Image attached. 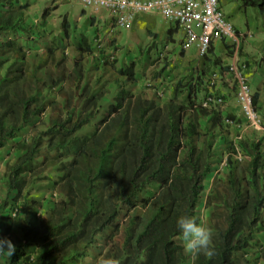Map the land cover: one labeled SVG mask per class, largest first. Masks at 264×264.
Returning a JSON list of instances; mask_svg holds the SVG:
<instances>
[{"label":"trees","instance_id":"1","mask_svg":"<svg viewBox=\"0 0 264 264\" xmlns=\"http://www.w3.org/2000/svg\"><path fill=\"white\" fill-rule=\"evenodd\" d=\"M240 1L264 11V0ZM27 6L0 0V150L16 151L2 175L0 216L8 222L0 224V236L10 232L12 219L21 221L16 251L0 264H75L95 243L94 264L108 257L118 264H183L187 252L176 219L194 217L224 125L219 110L200 104L204 73L178 82L157 103L129 86L137 78L132 61L115 67L113 53L101 51L85 67L83 54L93 51L85 38L70 69L54 57L64 44L46 49L55 58L51 66L43 67L45 60L33 65L17 41L32 32ZM60 25L68 37L67 21ZM99 65L116 75L96 74ZM109 82L115 92L102 102ZM238 145L243 158L233 157L234 145L227 143L225 170L213 177L204 201L211 254L196 252L193 264H264L261 141ZM43 179H50L56 197L42 207L30 194ZM254 245L257 254L248 258Z\"/></svg>","mask_w":264,"mask_h":264},{"label":"crops","instance_id":"2","mask_svg":"<svg viewBox=\"0 0 264 264\" xmlns=\"http://www.w3.org/2000/svg\"><path fill=\"white\" fill-rule=\"evenodd\" d=\"M18 2H27L28 6L26 9H30L33 5L36 7V10H38L41 5L43 7H48V13L46 12V8L42 9V11H45V13H42L41 11L40 14L42 16H54V20L59 22H61L62 19H65L68 23L67 45L73 47L74 50H76L78 42L85 38L89 48L93 50L90 54L96 53V50L97 52L103 51L105 54H117L118 52L122 53L129 50L135 54L137 52H143L142 55H138L136 59H129L128 56L124 57V63L133 61L134 68L137 66L138 62L144 60L149 62L155 56L159 61L166 60L169 62L172 61V63H178L180 61L179 58H181L183 59L181 60L183 64L187 65V63H190L193 65L194 70H201L202 73H204L203 76H206V70L212 71L214 69H219L221 66L227 64L231 58L229 38L215 41L205 57L197 56L194 48L182 51L178 45L180 32L176 30L173 23L168 22L155 12L136 15L131 27L121 31L113 27L110 28L108 13L104 10L91 12L88 8L82 9L81 5L77 11L74 10V5H70L67 10H63L60 8L61 3L64 2L63 0H54L53 2L51 0H18ZM235 2H238V5L235 3V7H232L230 15L228 14L230 17L227 15L229 18L233 19L235 10H238L241 7L245 10V6H243L242 3H239L241 2L240 0H235ZM233 24L237 36H239L241 40V53L248 61L250 86L253 94L255 93L256 95L255 105L264 119V67L258 61L259 58L264 57V16L256 18L251 22H247L246 29H243L237 22H234ZM42 25L44 26V23H42ZM247 31L252 33L250 37L244 35ZM71 37H73L74 40H70ZM98 38L102 42L99 47L94 41ZM138 47L147 50L142 51L141 49L137 51L136 48ZM160 54H162L161 57L159 56ZM126 59H129V61ZM254 60L256 61V64H253ZM216 91L217 93L222 94L225 99V105L220 111L223 118L227 116L241 122L242 116L239 112L231 85L227 81H223L217 85ZM240 127L224 124L222 129L217 131L216 138L223 141L228 136L232 141L235 138L234 134L238 132L242 133V139H247L249 141L260 140L261 150L264 157V130L256 131L247 126L243 128V125ZM224 170L225 168L222 172ZM209 186L211 188V183ZM208 212V209L205 207L204 220ZM203 225L206 226L205 221L203 222ZM177 239L183 245L181 236H178ZM259 242H264L261 235L259 236ZM96 250L97 249L94 250V253ZM246 251L248 258L253 255V248H248ZM186 252L187 258L183 264H193L195 253H190L187 250ZM256 254L257 253H255V255ZM86 258L87 256L83 257L84 260ZM92 264H94V256Z\"/></svg>","mask_w":264,"mask_h":264},{"label":"built area","instance_id":"3","mask_svg":"<svg viewBox=\"0 0 264 264\" xmlns=\"http://www.w3.org/2000/svg\"><path fill=\"white\" fill-rule=\"evenodd\" d=\"M77 1L82 9H90L91 12L104 10L108 13L110 28L128 29L136 15L155 12L161 15L168 22L173 23L180 36L178 45L182 51L194 48L199 57H205L212 44L223 38H229L231 47L230 61L219 69L212 70L205 83V91L200 98L201 106L208 109H220L225 105L224 96L217 93L216 87L223 81H227L234 93V97L241 113L242 119L236 121L230 117H224L223 122L226 125H243L256 131L264 130V119L258 112L253 103V92L250 86V71L248 61L240 52V37L237 36L234 24L224 13L219 0H65ZM251 32L244 33L245 36H251ZM96 45H101V40H94ZM160 57L162 54L159 55ZM259 63L264 67V57L259 58ZM256 64V61H253ZM156 97L163 98L162 88L155 87L147 83ZM241 128V127H240ZM242 139V133H237L233 139L235 152L233 157L242 159L244 155L238 145ZM228 154H225L213 168L211 173L218 174L226 167ZM53 198L56 197L53 191ZM18 212L14 207L10 214L15 217ZM40 211L37 215H40ZM32 258V256H30ZM260 260L257 261V264Z\"/></svg>","mask_w":264,"mask_h":264},{"label":"rangeland","instance_id":"4","mask_svg":"<svg viewBox=\"0 0 264 264\" xmlns=\"http://www.w3.org/2000/svg\"><path fill=\"white\" fill-rule=\"evenodd\" d=\"M52 2L54 0H51ZM61 3L60 8L63 10H67L70 5H74V10L77 11L80 8V3L75 1H65ZM220 5L222 10L224 11L225 14L230 15V11L232 7H235V3L238 5V2H235V0H219ZM241 3V2H239ZM244 6V5H243ZM35 8V9H34ZM43 8H46V12L48 13V7H39L38 10H36V7L34 5L30 9L25 10V22L27 25H29L30 30L32 32L30 33H25L24 35H17V41L19 44L23 45L24 52L29 60L30 63H33V65H37L38 61L45 60V65L46 66H51L52 61L57 58L61 59L62 58V64L64 67L67 69H70L72 67V62L73 60L78 57V53L76 50L73 49V47H70L67 41V37L64 35L60 22L57 20H54V16H42L40 13ZM228 15V16H229ZM261 16H264V11L258 9L257 7L254 6H245V10L241 7L238 10H235L234 13V19L230 18V20L234 23L237 22L243 29H246L247 27V22H251L252 20L256 18H261ZM230 17V16H229ZM247 20V22H246ZM44 23V26L42 25ZM45 28V29H44ZM262 29V28H261ZM125 29H121L123 31ZM41 34L40 36H38ZM11 36V35H9ZM5 36L0 35V40H3ZM70 40H74L73 37L70 38ZM57 44H64L66 47L61 49H56L55 52V58L53 57H48L47 56V48L50 46H56ZM103 46V45H102ZM147 50V49H143ZM139 47L136 48L137 51L141 50ZM96 50V49H95ZM241 52V49H240ZM143 52H137L136 54L132 51H127V52H118L117 54H113V60H115V67L118 66H123L124 63V57L128 56L129 59L133 58L136 59L138 55H142ZM98 54L97 50L96 53L94 54H86L84 53L82 57V63L85 65V67H90L91 65L96 62L94 58ZM47 57V58H46ZM140 58V57H139ZM129 59L127 61H129ZM178 63H172V61H159L156 56L149 62H138L137 66L134 68V71L137 75V78L135 82L129 84L131 89L134 92H142L146 96L152 98L154 101L157 103H161L165 99H167L172 93H173V88L175 85L180 82V84H186V82L190 79H193L196 75H198L200 72L202 73L201 70H194L193 65L190 63H187V65L183 64L181 58H179ZM133 62V61H132ZM171 63V64H169ZM181 63V64H180ZM108 68V69H107ZM1 71V70H0ZM43 69H40V74L39 76L43 77L42 73ZM104 72V77L103 78H109L112 77L115 74V70L113 71L112 68H109V66L103 67L102 65H99L96 71V74L99 72ZM200 71V72H199ZM204 72V71H203ZM211 72V70H206V76H203V82H204V88H205V83L207 79V75ZM95 73L94 71H91V74ZM160 73L159 76L157 74ZM147 83H150L154 85L155 87L162 88L164 97L163 98H158L155 96L154 92L150 90V88L147 86ZM108 86L110 87V94H107L106 97L102 99V102H106L110 100L112 94L115 92L114 85L112 83H108ZM205 89H202L199 91V96H203ZM179 96H184V93H180ZM221 111L222 109H218ZM205 123V121H202ZM87 128V127H86ZM85 128V129H86ZM238 132L234 134L236 136ZM231 140L226 137L225 140L221 141V139L215 138L214 146H213V162H212V168L215 163L217 164L218 161L225 155L228 154L227 152V143H229ZM233 142V140L231 141ZM8 150L9 152H6ZM16 151L9 149V145L6 146L4 150H0V200L3 198L4 194V187H3V172L7 164L11 163L13 161L14 155ZM47 175L51 178L53 175L51 172H48ZM215 174L209 173L206 181V186L201 193L199 202L197 204V207L194 212V217L196 218L197 223L203 224L204 222V216H205V207H204V201L206 194L210 190L209 184L211 183L213 177ZM32 198H35L37 200L41 201L42 207L45 205V201L48 199H52L53 196V190L51 189V181L50 179H43L41 181H38L35 183V185L32 187V192L30 194ZM42 212V209H41ZM4 214V212H3ZM6 214V212H5ZM7 219H3L0 216V224H7ZM19 218H15L11 220V230L9 233L6 234V236L11 239L12 241H17L19 238L20 232L18 225L20 224ZM0 230H3V227L0 226ZM100 241V237L97 239V243ZM257 245H254L252 252V256L249 258H253L255 255V251ZM98 249L97 244L91 245L90 249L88 250V254L86 255L87 258L84 260L83 258L80 259L79 261L76 262L75 264H92L93 262V254L94 250Z\"/></svg>","mask_w":264,"mask_h":264},{"label":"clouds","instance_id":"5","mask_svg":"<svg viewBox=\"0 0 264 264\" xmlns=\"http://www.w3.org/2000/svg\"><path fill=\"white\" fill-rule=\"evenodd\" d=\"M176 226L180 231L184 248L190 253L201 250L209 254L210 231L203 224L197 223L196 218L191 215H180L176 219ZM16 251V246L7 236H0V256L9 259ZM99 264H118L114 258H102Z\"/></svg>","mask_w":264,"mask_h":264}]
</instances>
